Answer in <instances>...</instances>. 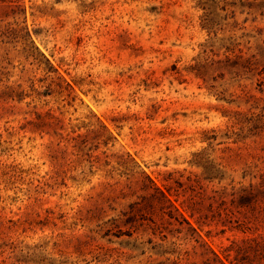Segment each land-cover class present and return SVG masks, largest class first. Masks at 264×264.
<instances>
[{
    "label": "rangeland",
    "instance_id": "1",
    "mask_svg": "<svg viewBox=\"0 0 264 264\" xmlns=\"http://www.w3.org/2000/svg\"><path fill=\"white\" fill-rule=\"evenodd\" d=\"M145 175L222 258L264 237L212 216L264 176V0H0V261L202 264Z\"/></svg>",
    "mask_w": 264,
    "mask_h": 264
},
{
    "label": "trees",
    "instance_id": "2",
    "mask_svg": "<svg viewBox=\"0 0 264 264\" xmlns=\"http://www.w3.org/2000/svg\"><path fill=\"white\" fill-rule=\"evenodd\" d=\"M66 84L68 87H71L69 83ZM145 176L150 182V185L145 186V190H152L153 193H151V195L157 194L160 196L158 199H156V203L153 208L157 209V212H160V217L164 221V223H166L167 225H176V227L172 229V234L183 233L185 229H190L195 233L194 240L197 243V246L193 245L194 254L201 259L202 264H264L263 235L257 234L242 238L238 241L233 240L222 250V258L201 237V235L197 232V229L191 225V222L183 215L179 208L174 205L170 198L167 197V195L147 175ZM228 195L231 196V198L229 199V204H227L225 196L220 195L218 198L215 195H212V216H217L220 220H223V217L229 218L230 220H235L233 222H237V224L231 225L230 227L233 229H239L243 232L250 230L251 232L252 227L255 226V229L257 230V226L260 223L264 222V176L262 177V180L258 185H250L249 189L242 188L238 192L233 191ZM215 202L217 205H214ZM233 208H238L237 212L239 216H242V219H240L239 217H236L235 219L231 218V215L236 216ZM166 209L167 211H165ZM165 215H167V219H164ZM193 215L194 214L192 213L191 216ZM201 218V215L197 216L196 218V222L199 225L203 224L204 222L201 220ZM151 222L155 224V221L151 220ZM151 228H154V230H156V227ZM180 238L186 239L187 236H183ZM161 239L164 241L167 239V236L163 235ZM185 253L187 256L190 254L188 251H186ZM184 259L188 260V257ZM226 261L228 263H226ZM0 264L8 263L0 261ZM171 264L184 263L179 260H173ZM185 264L189 263L187 262Z\"/></svg>",
    "mask_w": 264,
    "mask_h": 264
}]
</instances>
